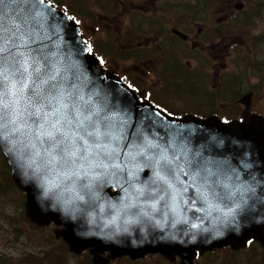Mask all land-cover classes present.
<instances>
[{
	"label": "water",
	"instance_id": "water-1",
	"mask_svg": "<svg viewBox=\"0 0 264 264\" xmlns=\"http://www.w3.org/2000/svg\"><path fill=\"white\" fill-rule=\"evenodd\" d=\"M46 4L50 7L45 10V31L51 39L45 43L48 51L62 60L70 82L81 87L86 99L93 97L101 115L115 117L118 124L126 121L123 131L129 140L134 135L137 143L150 140L159 145L154 151L164 149L170 157H179V167L170 177L176 200L173 203L170 196L165 197L167 206L161 201L153 209L152 201L144 198L124 199L120 185L132 191L124 183L127 173L119 182L115 178L104 182L97 199L65 205L57 199L59 190L48 191L45 176L52 179L51 175L37 173L34 165L29 167L27 154L19 157L8 151L7 142H0L12 180L26 194L25 210L31 222L39 227L53 223L58 227L56 238H61L72 254L88 251L94 264H109L123 257L138 260L157 253L169 259L186 254L192 264L197 252L228 246L237 250L251 240L264 247V117L250 115L246 99L242 101L246 105L242 122L225 123L216 116L166 115L106 72L89 53L72 17L47 0ZM138 159L142 166L135 183L143 186L152 179V169L143 157ZM193 176L196 186L208 176L209 190L219 194L209 197L211 208L196 193ZM228 192L231 195H225Z\"/></svg>",
	"mask_w": 264,
	"mask_h": 264
},
{
	"label": "snow or ice",
	"instance_id": "snow-or-ice-1",
	"mask_svg": "<svg viewBox=\"0 0 264 264\" xmlns=\"http://www.w3.org/2000/svg\"><path fill=\"white\" fill-rule=\"evenodd\" d=\"M49 7L46 0H0V142H7L8 151L19 157L27 154L29 167L34 165L37 173L51 175L45 176L48 191L59 190L57 199L65 205L97 199L104 182H119L124 173V183L132 189L120 185L124 199L144 198L152 201L153 209L161 201L167 206L165 197L175 203L170 177L179 157L164 149L154 151L159 145L146 138L137 143L134 135L129 140L123 131L126 121L118 124L115 117L101 115L93 97L86 99L81 87L70 82L62 60L45 43L51 39L45 31ZM140 157L152 169V179L143 186L135 183ZM208 176L199 186L193 176L192 184L211 208L209 197L219 194L209 190Z\"/></svg>",
	"mask_w": 264,
	"mask_h": 264
},
{
	"label": "flooded vegetation",
	"instance_id": "flooded-vegetation-1",
	"mask_svg": "<svg viewBox=\"0 0 264 264\" xmlns=\"http://www.w3.org/2000/svg\"><path fill=\"white\" fill-rule=\"evenodd\" d=\"M71 4V15L102 67L120 77L141 100L172 116H217L229 122L243 120L246 105L242 101L246 99L250 115L264 116L253 111L255 93L264 91V61L256 63L259 68L250 73L247 60L237 59L236 71L241 64L237 76L220 73L225 53L238 55L241 49L245 59L244 51L252 56L264 54V0H71ZM110 63L121 65L122 72ZM130 64L136 66L125 67ZM141 71L157 75L159 91L138 82L136 73ZM180 71L189 110L184 114L170 110L166 95L177 92L173 83ZM212 89L241 94L238 116L222 115L217 107H210L213 99L204 92ZM253 243L237 250L224 247L197 252L192 264H264V247ZM187 257L153 254L139 262L154 258L155 264H190ZM42 259L40 264L46 263Z\"/></svg>",
	"mask_w": 264,
	"mask_h": 264
},
{
	"label": "rangeland",
	"instance_id": "rangeland-1",
	"mask_svg": "<svg viewBox=\"0 0 264 264\" xmlns=\"http://www.w3.org/2000/svg\"><path fill=\"white\" fill-rule=\"evenodd\" d=\"M59 1L70 6L72 10L74 9L71 4V0ZM87 5L89 6V3H87ZM86 25L87 24H85V26ZM114 27L117 28L118 26L116 25ZM99 35L101 36L98 38L99 40H101L103 35L102 33ZM237 51L239 53L238 55L234 54V52H224L225 55L222 56L224 57V59L222 60L224 67L222 65V72H220L222 73V75L226 72H229V74L237 76V72L241 68V64H238V71L235 70L237 59L247 60V64L250 65L248 70L250 73L256 72L259 68L257 64H259L260 62L263 63L264 61L262 59V57H264V54L252 56L244 51L247 56V59H245L243 56H241L243 53L241 52V49ZM231 56L233 57L230 60ZM235 56L237 57L235 58ZM251 60H253L254 62ZM110 64L114 66V68L118 67L120 72H122L121 65H118V63ZM135 66L136 65L130 64L125 67L133 68ZM178 73L179 74H177L176 80L173 83L176 84L178 88L177 92L175 93V95L171 94L170 92H166V95L170 100V110L176 113L184 114L186 113V111H189L188 106L186 105L187 94L183 89V75L181 71ZM136 75V78L141 85H144L146 88L152 90H160V87L158 85V78L155 73L152 74V76H148L144 71H141L137 72ZM210 83L212 84V82ZM170 84L173 85L172 83ZM212 90H214L215 92L210 90H208V92H204L213 99L210 100V107H213V109L217 107L221 111L219 113H222V115H227L229 117L238 116V112L242 111L238 104V100L241 94H237L235 92L234 94L230 95L231 93H233V91H225L219 93L215 89ZM254 101L255 103L253 104V111L264 115V91H257L255 93ZM4 159L5 158L0 155V252L2 253L0 257V264H40V262H44L41 258H47L48 251L52 254L50 255L52 256L50 257V261H56L58 264H94L93 256L89 255L87 252H84L79 256L73 255L69 251L68 247L63 243L67 247V254L65 255L61 246L59 245V243L62 241L60 239H57L56 237H53L55 236L56 231L54 227L37 228L27 220L24 210V204L26 200L25 195L11 183L10 167L6 162V159L5 161ZM257 245L259 244H252V246ZM32 253H40V255H31ZM37 256L41 257L38 258ZM127 260L128 259L126 258H121L110 262L109 264H127ZM155 263L156 261L154 258H147V260H144L142 262L138 261V264Z\"/></svg>",
	"mask_w": 264,
	"mask_h": 264
},
{
	"label": "trees",
	"instance_id": "trees-1",
	"mask_svg": "<svg viewBox=\"0 0 264 264\" xmlns=\"http://www.w3.org/2000/svg\"><path fill=\"white\" fill-rule=\"evenodd\" d=\"M51 2H53L57 7H59L60 9H62L63 11H65L66 13H68V14H73V12H72V10H71V8H70V6H68L67 4H65V3H63V2H60L59 0H50ZM11 183H12V181H11ZM13 184V183H12ZM54 235V234H53ZM53 235H51V236H53ZM53 237H55V236H53ZM54 239H56V238H54ZM59 245L61 246V248H62V250H63V252L65 253V255L67 254V247L63 244V242H60L59 243ZM50 255H52L49 251H48V253H47V258H45V262L46 263H49V264H58L56 261H54V262H51L50 260H51V258L50 257H52V256H50ZM42 259V258H41ZM122 260H124V259H122ZM90 262V261H89ZM126 263L127 264H138V261L137 262H133L132 260H130V259H128L127 261H126Z\"/></svg>",
	"mask_w": 264,
	"mask_h": 264
}]
</instances>
